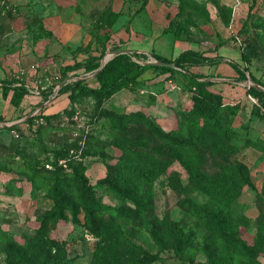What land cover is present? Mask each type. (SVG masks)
Instances as JSON below:
<instances>
[{
    "label": "rangeland",
    "instance_id": "obj_1",
    "mask_svg": "<svg viewBox=\"0 0 264 264\" xmlns=\"http://www.w3.org/2000/svg\"><path fill=\"white\" fill-rule=\"evenodd\" d=\"M142 2L17 0L9 5L0 0V13L16 10L0 15V116L4 118L0 163L12 169L0 172V235L15 242L0 243V264H29L22 247L43 224L47 237L67 248L70 264H91L99 242L82 215L78 221L69 214L65 220L44 221L52 202L40 191H32L27 175L17 173L24 172L26 164L40 178L55 173L72 177L74 168H86L84 176L96 205L114 212H95L92 222L117 224L124 240L140 248L142 258L154 259L150 264H210L202 253L206 232L184 206L201 204L203 198L185 194L187 171L171 160L168 144L172 143L166 142L180 139L177 122L188 121L183 113L191 109L195 93L188 79L174 66L168 67L176 70L172 73L151 68L134 87L99 103L90 98L72 102L67 94L57 95L65 65L103 54L101 63L123 51L143 55L132 57L143 66H154L152 54L172 61L187 50L229 63L198 60L188 69L210 83L209 91L221 95L220 119L230 132L223 140L227 148L223 154L210 150L208 139H193L199 156L195 166L211 176L238 164L247 169V184L231 211L234 217L248 219L247 226L239 228V237L247 244L253 245L258 233L264 236V0H242L236 12L227 8L231 0H147L143 8ZM17 50L18 55L10 57ZM231 64L245 70L246 80H240ZM77 74L89 86H98L90 73L79 70ZM10 81L21 82L40 95L26 94L15 108L2 94ZM251 88L262 95L252 94ZM131 113H142L153 121L160 136L139 124L102 129L108 118ZM55 114L49 120L41 118ZM117 138H143L142 147L130 148L171 162L156 180L139 184L142 210L131 200L117 197L116 178L120 171H130L136 158L115 145ZM179 238L184 241L176 247ZM254 250L257 261L264 264V242Z\"/></svg>",
    "mask_w": 264,
    "mask_h": 264
},
{
    "label": "trees",
    "instance_id": "obj_2",
    "mask_svg": "<svg viewBox=\"0 0 264 264\" xmlns=\"http://www.w3.org/2000/svg\"><path fill=\"white\" fill-rule=\"evenodd\" d=\"M142 3L143 8L147 0H143ZM227 8L229 11L231 10L230 5ZM113 18L115 21L116 15ZM113 21L111 25L114 24ZM80 50L81 48L77 47L75 51L79 52ZM133 56L140 57L143 55L135 52L119 54L109 60L101 69H99L101 66L100 59L103 54L89 56L84 61L74 60L72 64L65 65L60 70L62 80H72L60 87L57 95L67 94L68 99L72 102L78 98H90L95 103H99L123 88L131 89L134 87L144 72L151 68L159 70L161 73H172L177 70L186 77L195 90L192 96L191 109L183 113L188 121L179 120L177 122L178 129L182 131L180 139H170L166 142L172 143L168 144L171 160L173 158V160L179 161L187 171L188 181L184 187L185 194L197 193L203 198L201 204L189 205L184 203L188 213L206 232L202 253L210 264H261L256 259L254 248L258 249L263 244L264 236L258 233L253 238V245L247 244L245 240L239 237V228L247 226L248 219L243 215L234 217L231 211V205L239 197L244 185L247 184V169L238 164L223 169L216 176H211L199 171L195 166L199 156L193 148V139L199 141L208 139L211 144L209 149L223 154L227 151L223 145V140L228 137L230 132L222 126L220 119L223 111L221 95L209 91L210 83L200 81L202 77L188 69L191 66H196L198 60L210 64H220L223 60L217 56L214 59L204 58L202 54L189 50L179 54L172 61L152 54L156 61L172 64L176 69L174 70L168 67L143 66L132 61ZM242 60H245L243 56ZM231 65L239 75L240 80H246L245 70L236 64ZM79 70L93 75L98 86L95 88L89 86L85 79L77 74ZM71 73L74 74L70 76ZM251 80L256 82L252 77ZM7 85L2 94L10 105L17 108L22 98L28 94V89L24 84L16 81L14 83L10 81ZM250 92L254 95H262L261 92L252 88ZM51 93L52 90L45 92V98ZM63 111L68 112L67 110ZM55 116L56 114L41 116V118L49 120L50 117ZM3 121L4 118L0 116V122ZM128 124H139L157 136L161 134L160 128L142 113L108 118L105 124H101V127L104 130L113 131L122 129ZM145 141L143 138L137 140L117 138L115 140V145L120 150L130 154L131 157L136 156L130 171H120L116 178L119 188L117 197L122 200H131L138 210H142L144 207L140 203L141 200L138 195L139 184L156 180L171 164L170 161L158 160L130 148L142 147ZM165 148L162 147V150ZM29 169L31 167L26 164L25 171H17V173L27 175L32 191H40L52 202L51 210L43 218L44 221L65 220L68 214L78 221V216L82 215L87 227L99 238L91 256V264H150L154 261L149 256L146 259L142 258L140 248L124 240L122 231L117 224L92 222L95 212H114L109 208H100L96 205L94 191L84 176L86 168L83 166L74 168L72 177H62L63 174L55 173L50 178L46 176L40 178L36 173H31ZM11 170L10 167L0 163V172ZM183 241L182 238H179L176 247L182 246ZM3 242L15 243L8 236L2 237L0 235V243ZM22 248L23 259L29 261V264H70L72 261L65 246L51 241L47 237L45 224L39 228L33 238L26 241Z\"/></svg>",
    "mask_w": 264,
    "mask_h": 264
},
{
    "label": "crops",
    "instance_id": "obj_3",
    "mask_svg": "<svg viewBox=\"0 0 264 264\" xmlns=\"http://www.w3.org/2000/svg\"><path fill=\"white\" fill-rule=\"evenodd\" d=\"M4 1H6V2H8V4L9 5H11L12 3H15L17 0H4ZM22 1H26V0H22ZM27 1H29V0H27ZM9 9V8H8ZM12 11V13L14 12V13H16V10H12V9H10V10H2L1 11V13H0V15L1 16H6L7 14H9L10 12ZM0 23H2V19H1V17H0ZM46 27V29H51L49 26H45ZM64 45H66V46H69V44H64ZM16 53H11V55H10V57L12 56V57H14V56H17L18 55V53L20 52V51H15ZM22 53V52H21ZM223 63H225V64H228L229 65V63H227V62H225V61H223L222 62V64ZM232 67V66H231ZM235 71V70H234ZM236 72V71H235Z\"/></svg>",
    "mask_w": 264,
    "mask_h": 264
},
{
    "label": "built area",
    "instance_id": "obj_4",
    "mask_svg": "<svg viewBox=\"0 0 264 264\" xmlns=\"http://www.w3.org/2000/svg\"><path fill=\"white\" fill-rule=\"evenodd\" d=\"M229 5L231 6V10H233V12H236L237 9L242 5V0H231V3H229ZM31 69H34V67L32 66ZM16 85H20V84H16ZM25 87L28 89V93L30 95L33 96H39V92H37V90H32L30 88H28L26 85Z\"/></svg>",
    "mask_w": 264,
    "mask_h": 264
},
{
    "label": "water",
    "instance_id": "obj_5",
    "mask_svg": "<svg viewBox=\"0 0 264 264\" xmlns=\"http://www.w3.org/2000/svg\"><path fill=\"white\" fill-rule=\"evenodd\" d=\"M122 53H125V51H123ZM108 62L107 58H105L102 62H101V66L99 69H101L106 63ZM150 64H153L154 66H157V67H173L172 64H166V63H162L160 61H155L153 63H150ZM98 69V70H99ZM72 79H65L61 84H59V88L62 87L64 84L70 82Z\"/></svg>",
    "mask_w": 264,
    "mask_h": 264
}]
</instances>
